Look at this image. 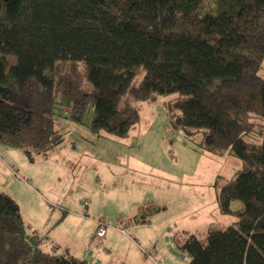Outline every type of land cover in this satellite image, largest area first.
I'll return each instance as SVG.
<instances>
[{"label": "trees", "instance_id": "1", "mask_svg": "<svg viewBox=\"0 0 264 264\" xmlns=\"http://www.w3.org/2000/svg\"><path fill=\"white\" fill-rule=\"evenodd\" d=\"M205 2L0 0V145L36 162L66 142L58 117L83 123L89 111L94 132L128 137L141 119L136 102L177 92L175 128L243 161L216 182L236 222L188 231L181 251L192 264H264V0ZM165 209L150 202L119 221L149 223ZM46 240L0 189V264H87Z\"/></svg>", "mask_w": 264, "mask_h": 264}, {"label": "rangeland", "instance_id": "2", "mask_svg": "<svg viewBox=\"0 0 264 264\" xmlns=\"http://www.w3.org/2000/svg\"><path fill=\"white\" fill-rule=\"evenodd\" d=\"M205 1L208 8L214 3ZM259 72L264 75V63ZM141 79L139 75L136 81ZM178 96L176 92L136 102L141 119L128 137L105 129L94 132L89 111L83 123L58 117L66 142L36 162L21 148L0 145L14 152L12 158L0 150L6 164L0 165V187L17 198L24 213L37 223L49 220L41 233L48 236L43 245L46 250L55 249L56 238L68 240L56 231L62 213L71 214L60 229L73 241L96 233L99 218L116 229L120 218H130L138 207L154 202L167 209L153 214L152 222L127 226V233L117 228L116 250L127 251L126 264H154L144 262L151 254L157 264H192L180 249L188 231L204 235L236 222L237 215L222 213L216 182L219 176L223 184L233 178L243 161L234 154L207 151L201 134L192 137L176 129L173 117L181 113L174 107ZM232 205L235 212L246 209L239 199ZM128 235H139L137 248L126 240ZM156 246L160 256L153 252Z\"/></svg>", "mask_w": 264, "mask_h": 264}, {"label": "crops", "instance_id": "3", "mask_svg": "<svg viewBox=\"0 0 264 264\" xmlns=\"http://www.w3.org/2000/svg\"><path fill=\"white\" fill-rule=\"evenodd\" d=\"M1 149H4L2 151V153L6 152L7 154H9L13 158V155H14L13 150H11L10 148H8L6 146H3ZM2 156L3 155L1 154V151H0V165H3L6 167L5 160L3 159L4 157H2ZM11 169H12V167H11ZM0 189L3 190V188H1V187H0ZM15 199H17V198H15ZM22 213L24 214L26 223L30 225V228L33 231H36L38 234L44 233L46 231L45 224H48L49 220H45L43 223H37L38 220L36 221L35 218L33 219L31 214L29 216H27V214L24 213L23 208H22ZM70 217H71L70 212H69V214L68 213H64V214L62 213L61 217L58 218L56 221L57 225H55V226L58 228L54 227V228L58 229L56 231H58L60 234L65 235L66 238H68L67 242H64L63 240H62V242H59L57 240V238L54 239L55 240L54 243L56 244L55 249H57L59 253L69 252L71 255H74V256H77V257L83 259L84 261L87 262V264H126L127 263L124 260L126 258L125 257L126 254H128L127 251H121L120 250L118 252L116 250V245H117L116 237L119 236V234H118L119 232H115V231L117 228L119 230L122 228V225H121L119 220H118L119 222L117 223L116 229L111 228L112 226L111 225L109 226V223H108V232H107L108 234L104 238H99L97 236V233H94L90 238L83 235V237H79V238L77 237L76 239H73V241L72 240L70 241L69 240V239H71L70 235L64 233L63 230L60 229L62 223H64ZM136 225H138V224H131V225L128 224L127 226L132 227V226H136ZM95 230L97 232V227ZM119 230H117V231H119ZM125 230H127V229H125ZM126 232H128V230ZM54 235H56V232H54ZM128 236H130V237H127L126 240L128 242H131L132 246L137 248L136 246L139 245V243L137 242L139 240V237H138L139 235L138 236L128 235ZM77 245H81L79 249L76 247ZM154 245H156V244H154ZM153 252L160 256L161 252L157 248V246L155 249H153ZM150 256L148 258L145 257L144 262L145 261L146 262L151 261L152 263L157 264L158 262L153 257V255L151 254ZM123 257H124V259H123Z\"/></svg>", "mask_w": 264, "mask_h": 264}, {"label": "built area", "instance_id": "4", "mask_svg": "<svg viewBox=\"0 0 264 264\" xmlns=\"http://www.w3.org/2000/svg\"><path fill=\"white\" fill-rule=\"evenodd\" d=\"M86 205H88V201L86 202ZM98 222V228H97V236L99 238H104L108 233V222L104 218L97 219ZM123 232L127 233L125 229H122Z\"/></svg>", "mask_w": 264, "mask_h": 264}]
</instances>
